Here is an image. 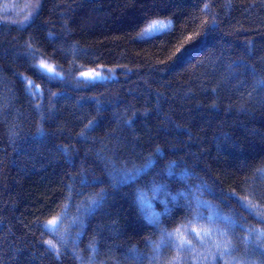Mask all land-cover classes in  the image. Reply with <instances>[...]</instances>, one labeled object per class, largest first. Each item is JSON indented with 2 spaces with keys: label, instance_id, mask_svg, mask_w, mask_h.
Instances as JSON below:
<instances>
[{
  "label": "trees",
  "instance_id": "16d2710c",
  "mask_svg": "<svg viewBox=\"0 0 264 264\" xmlns=\"http://www.w3.org/2000/svg\"><path fill=\"white\" fill-rule=\"evenodd\" d=\"M21 6L0 4V264H264V0Z\"/></svg>",
  "mask_w": 264,
  "mask_h": 264
},
{
  "label": "snow or ice",
  "instance_id": "6c2138e0",
  "mask_svg": "<svg viewBox=\"0 0 264 264\" xmlns=\"http://www.w3.org/2000/svg\"><path fill=\"white\" fill-rule=\"evenodd\" d=\"M167 27H168V25L165 24L163 21H152L144 31L145 32H154V31H158V30H161V29H165ZM36 67H37V71H39L42 75H49V74L51 76L59 75L58 73L55 72V70L52 67H50L47 64L41 63L40 65H38ZM83 75H85V76H87V77H89L91 79H95V78H97L99 76V73H85ZM29 86L30 87H34V85H32L31 81H29ZM150 163L151 162H149V165H150ZM149 165H146V167L149 166ZM134 174L135 173H126L124 178L125 179H131ZM152 191H153V196L154 197H156L157 194H160V195H165V196H171V198L173 200H175L177 198L175 196H172L171 193L167 192L166 191V187L164 185H156V186L153 187ZM140 199H141V204L145 207V209L147 211L150 212L151 211V205L147 202L148 198L146 197V195L143 192H141V194H140ZM153 215H154V213H153ZM49 223L51 224V223H55V222L54 221H50ZM260 236H264V232H261ZM46 243L49 245V249L51 251H55L56 252L57 258H58L59 257V251L56 249V246L53 244V242L52 241H47ZM181 246H183V245H181Z\"/></svg>",
  "mask_w": 264,
  "mask_h": 264
},
{
  "label": "rangeland",
  "instance_id": "374dc122",
  "mask_svg": "<svg viewBox=\"0 0 264 264\" xmlns=\"http://www.w3.org/2000/svg\"><path fill=\"white\" fill-rule=\"evenodd\" d=\"M0 4H1V9L3 11H12L13 10L14 12H16V9L22 5L21 6L23 8L22 12L24 14L22 16V18H25V17H28L29 15L31 16L32 12L38 7L39 0H22V3H20V0H2L0 2ZM14 12H12V13H14ZM85 73H99V76L97 78H95V80H101L104 78V76L101 75L100 72H97V71H85V72H83L81 74V76L84 78H89V77L83 75Z\"/></svg>",
  "mask_w": 264,
  "mask_h": 264
}]
</instances>
